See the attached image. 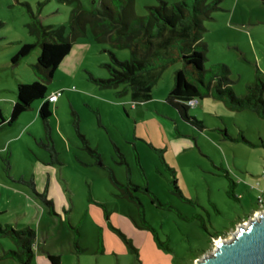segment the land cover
I'll return each mask as SVG.
<instances>
[{
  "label": "rangeland",
  "instance_id": "1",
  "mask_svg": "<svg viewBox=\"0 0 264 264\" xmlns=\"http://www.w3.org/2000/svg\"><path fill=\"white\" fill-rule=\"evenodd\" d=\"M216 1L204 21L205 66L222 73L215 66L225 64L235 93L244 96L249 84L264 80V0ZM160 3L0 0V107L7 115L18 83L43 77L36 67L43 32L61 28L72 41L71 52L46 80L48 92L64 89L50 103L58 160L51 162L46 148L47 130L38 114L42 99L0 130V220L36 231L31 264H51L48 253L60 255L61 264H198L218 239H231L264 209L257 204L264 187V116L229 108L209 93L190 108L203 128L182 119L166 100L181 59L145 73L147 93L135 95L127 83L101 86L91 78L111 75V52L122 60L167 52L158 40L149 49L133 48L146 40L140 17ZM25 43L35 47L13 62ZM226 172L237 181V198L228 194ZM9 243L0 236V254ZM15 263L0 258V264Z\"/></svg>",
  "mask_w": 264,
  "mask_h": 264
},
{
  "label": "trees",
  "instance_id": "2",
  "mask_svg": "<svg viewBox=\"0 0 264 264\" xmlns=\"http://www.w3.org/2000/svg\"><path fill=\"white\" fill-rule=\"evenodd\" d=\"M217 3L216 0L213 2L207 0H181L169 5L167 1L161 0L159 6H147L148 15L139 19L141 20L139 29L145 31L142 38H144L143 35H146V38H144L146 40L142 41L143 43L139 41L138 43H141L134 45L133 48L137 50L138 46L141 45L149 49L158 40L157 45L166 48L167 52L156 53L152 58L123 60L119 59L114 52H111L113 64H107L111 75L108 78H91L101 86L127 83L133 87L135 95L141 92L147 93L151 90V82H145L142 76L147 72L162 69L171 62L181 59L183 66L176 70L175 83L166 100L177 109L182 119L198 128H203V122L190 113V108L194 106L190 101L197 100L199 103V99L209 93L224 101L229 108L251 109L264 116V80L258 77L255 83L247 86V93L244 96H239L231 86V79L226 75L228 67L225 64L219 63L215 66L220 67L222 73H218L214 67L208 69L205 66L206 44L202 40L203 32L206 30L204 21L210 17V13ZM111 8L105 7L108 12L114 14ZM81 13L83 12L81 11ZM95 20H91L95 29L98 26L101 27L100 22L96 18ZM79 27L82 28L79 31L84 32L86 22ZM95 32L98 37H101L100 33L102 31L96 29ZM40 39L41 51L36 67L43 77L32 82L18 83L15 90L17 98L12 104L9 117H5L0 109V129L5 125H12L23 112L31 108L35 100L42 99L38 107V114L45 124L49 139L46 148L51 153V162H54L58 160V152L54 148L50 133V103L52 101L48 99L51 92H48L46 80L53 77L55 70L71 52L72 41L64 36L61 28L46 30L40 36ZM34 47L35 44L33 43L23 44L20 50L13 55L12 61L18 62L21 58L27 56ZM58 90L64 92V89ZM124 90L126 91L127 87ZM80 136L85 147L93 155L100 158L99 151L91 147L84 135L80 134ZM117 151L123 156L118 148ZM225 175L230 180L228 194L237 198L234 193L237 181L232 178L230 172H226ZM129 182L135 188H142L150 192L147 185L141 186ZM174 183L176 184V180H174ZM175 189L178 190L177 186ZM130 197H132L131 194ZM154 199H157V197L154 196ZM51 203L52 201H50ZM3 212L4 210H0V214H3ZM0 236L9 238L12 241V247L7 249L1 255V258H12L18 264L32 263L35 256L34 248L36 247L37 237L35 230L28 226H13L9 222L0 220ZM48 258L54 264L61 262V257L58 254L48 253Z\"/></svg>",
  "mask_w": 264,
  "mask_h": 264
},
{
  "label": "water",
  "instance_id": "3",
  "mask_svg": "<svg viewBox=\"0 0 264 264\" xmlns=\"http://www.w3.org/2000/svg\"><path fill=\"white\" fill-rule=\"evenodd\" d=\"M198 264H264V210H260L248 225H239V231L228 240L217 241V248Z\"/></svg>",
  "mask_w": 264,
  "mask_h": 264
},
{
  "label": "built area",
  "instance_id": "4",
  "mask_svg": "<svg viewBox=\"0 0 264 264\" xmlns=\"http://www.w3.org/2000/svg\"><path fill=\"white\" fill-rule=\"evenodd\" d=\"M63 94V92L61 91V90H56V91H53V92H51L49 95H48V99L50 100V101H52V102H56L57 100H58V98L61 96ZM190 103L192 104V105H195V104H197L198 103V101L197 100H192V101H190ZM258 186H260V184L258 183ZM260 190V193H259V195H258V198H257V204L261 207V206H264V187L262 188H260L259 189ZM262 210H264L263 208H262ZM260 212V211H259ZM258 212V213H259ZM255 217H256V215H255ZM252 220V219H251ZM251 220H249L248 222H246V224L245 225H248L250 222H251ZM239 231V230H238ZM237 231V232H238ZM237 232H235L234 234H236ZM233 237V236H232ZM231 237V238H232ZM217 248V247H216Z\"/></svg>",
  "mask_w": 264,
  "mask_h": 264
},
{
  "label": "crops",
  "instance_id": "5",
  "mask_svg": "<svg viewBox=\"0 0 264 264\" xmlns=\"http://www.w3.org/2000/svg\"><path fill=\"white\" fill-rule=\"evenodd\" d=\"M51 92H53V90L51 91ZM17 94V93H16ZM13 102L14 101H11V103L13 104ZM2 103L0 102V105H1ZM0 109H1V111H2V113H3V115L5 116V117H9V115H10V111H9V115H7L3 110H2V108L0 107ZM1 119V118H0ZM6 126H8V125H5V126H3L1 129H3L4 127H6ZM0 129V130H1ZM0 210H2V209H0ZM10 245H5L6 247H4V249H3V253L2 254H0V258H1V255H3L4 254V252L7 250V249H9L10 247H12V243H9ZM1 259H3V258H1ZM15 261V260H14ZM49 262H51V264H54L51 260H48ZM16 262V261H15ZM15 264H18L17 262L15 263ZM59 264H61V262L59 263Z\"/></svg>",
  "mask_w": 264,
  "mask_h": 264
},
{
  "label": "bare ground",
  "instance_id": "6",
  "mask_svg": "<svg viewBox=\"0 0 264 264\" xmlns=\"http://www.w3.org/2000/svg\"><path fill=\"white\" fill-rule=\"evenodd\" d=\"M218 240H220V239H218ZM218 240H217V241H218Z\"/></svg>",
  "mask_w": 264,
  "mask_h": 264
}]
</instances>
